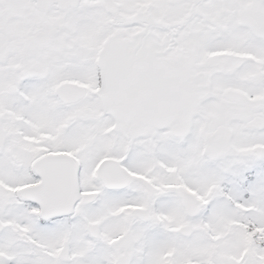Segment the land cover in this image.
Instances as JSON below:
<instances>
[{
	"label": "snow or ice",
	"instance_id": "6c2138e0",
	"mask_svg": "<svg viewBox=\"0 0 264 264\" xmlns=\"http://www.w3.org/2000/svg\"><path fill=\"white\" fill-rule=\"evenodd\" d=\"M0 264H264V0H0Z\"/></svg>",
	"mask_w": 264,
	"mask_h": 264
}]
</instances>
